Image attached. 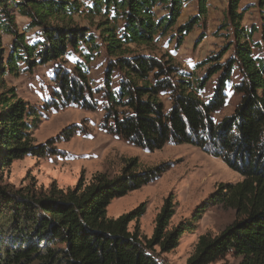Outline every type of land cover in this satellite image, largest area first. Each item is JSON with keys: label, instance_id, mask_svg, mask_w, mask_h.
I'll return each mask as SVG.
<instances>
[{"label": "trees", "instance_id": "obj_1", "mask_svg": "<svg viewBox=\"0 0 264 264\" xmlns=\"http://www.w3.org/2000/svg\"><path fill=\"white\" fill-rule=\"evenodd\" d=\"M183 2L91 0L85 5L79 0H0V264H164L155 248L163 253L176 247L204 211L216 204L233 209L234 219L215 235H200L186 264H209L229 253L241 258L238 264H264V22L260 40L253 43L256 27L243 29L242 13L237 12L239 0L228 1L227 17L235 37L233 55L211 67L209 75H220L214 94L202 100L196 91L202 81L195 79V87L181 74L173 82L168 75L175 67L156 57L134 54L129 47L149 45L157 34L166 33L180 16ZM157 8L165 12L158 15ZM205 11L201 0L198 15L179 27L178 38L189 32ZM16 13L29 19V27L40 29V39L26 41L17 29ZM81 13L99 18L95 29L112 57L102 90L103 128L148 151L166 143L199 147L242 176L235 183L217 184L195 208L193 221L168 228L175 212L171 196L156 214L149 238L140 235L137 225L132 231L128 228L144 214V204L115 218L106 216L112 199L148 184L167 169L163 164L140 169L136 158L126 160L113 177L96 173L87 185L66 190L52 185L45 192H36L4 180V171L13 161L54 150L48 142L35 143L32 128L39 112L7 86L6 73L17 74L22 65L23 70H30L55 62L72 51L82 59L72 70L55 68L53 97L60 102L56 106L95 107L94 101L90 102L87 71L101 44L88 28L74 21ZM4 35L12 37L8 50ZM253 46L259 54H253ZM235 68L240 80L232 88L240 99L231 114L215 121L212 114L224 106L225 88ZM115 70L122 74L113 89L110 75ZM163 91L170 93L168 111L159 98ZM70 128L65 138L76 133L74 126ZM64 133L65 129L61 135Z\"/></svg>", "mask_w": 264, "mask_h": 264}, {"label": "rangeland", "instance_id": "obj_2", "mask_svg": "<svg viewBox=\"0 0 264 264\" xmlns=\"http://www.w3.org/2000/svg\"><path fill=\"white\" fill-rule=\"evenodd\" d=\"M79 1L85 5L91 3V0ZM200 1L184 0L180 16L166 33L157 34L149 45L130 44L129 47L134 54L156 57L164 65L175 67L176 71L168 75L173 82L181 74L190 78L194 86L195 79L202 81L201 87H197L196 91L202 100H207L214 94L220 75L219 72L209 75L211 67L217 62H225L233 55L235 37L227 17L229 0H202L206 10L204 16L189 32L178 38L179 27L198 15ZM164 12L162 8L156 9L158 15ZM237 12L242 13L240 26L243 29L250 31L253 26L256 27L257 31H253L251 38L253 43L258 42L261 23L264 22V0H239ZM98 19H90L85 13L74 16V21L88 28L97 36L96 42L101 44L88 63L87 71L92 95L90 102L94 101V109L72 103L56 106L60 102L53 97L56 90L53 79L55 68L72 70L74 63L82 59L72 51L55 62L37 65L30 70H23L22 65V70L17 74H5L7 86L13 87L21 99L39 112L36 125L32 128L35 143L48 142L49 147L54 150L44 156H26L13 161L4 171V180L15 187L45 192L52 185L63 190L77 184L85 186L96 173L113 177L120 173L129 158H136L140 169L166 165L167 169L158 178L112 199L106 207V216L115 218L144 204V214L131 221L128 228L132 231L137 225L140 235L149 238L155 216L166 197L171 196L175 203V212L168 225L170 229L179 222L193 221L195 208L214 191L217 184L235 183L242 180V176L229 168L222 159L199 147L166 143L160 149L148 151L103 128L105 111L102 90L108 62L112 57L107 55L98 38V31L95 29ZM15 21L18 31L25 34L27 42L41 38L40 29L29 27L27 17L16 13ZM11 40L10 35L3 36L6 50ZM252 50L254 55L259 54L255 46ZM121 74L119 70L111 72L113 89L117 88ZM239 80L240 74L235 68L225 88V104L212 114L215 121L231 114L238 103L240 95L233 91L232 85ZM159 98L164 110L168 111L171 104L170 93L163 91ZM73 126L76 133L65 138L66 132ZM63 129L65 133L62 136ZM234 215L233 209L222 204L208 207L195 223L194 229L180 237L176 247L163 253L156 247L157 258L164 264H186L198 237L206 233H219L232 222ZM240 259L229 253L223 259L209 264H238Z\"/></svg>", "mask_w": 264, "mask_h": 264}]
</instances>
